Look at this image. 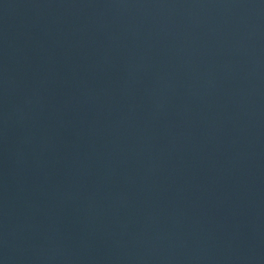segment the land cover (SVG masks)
<instances>
[{
  "label": "water",
  "instance_id": "1",
  "mask_svg": "<svg viewBox=\"0 0 264 264\" xmlns=\"http://www.w3.org/2000/svg\"><path fill=\"white\" fill-rule=\"evenodd\" d=\"M0 264H264V0H0Z\"/></svg>",
  "mask_w": 264,
  "mask_h": 264
}]
</instances>
